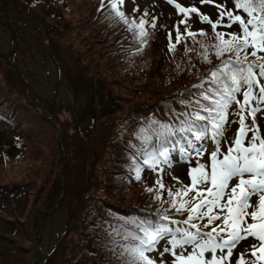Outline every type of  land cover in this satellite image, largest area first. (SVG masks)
<instances>
[{
    "label": "snow or ice",
    "instance_id": "obj_1",
    "mask_svg": "<svg viewBox=\"0 0 264 264\" xmlns=\"http://www.w3.org/2000/svg\"><path fill=\"white\" fill-rule=\"evenodd\" d=\"M166 2L182 17L167 33L169 51L173 30L176 43L182 35H206L190 30L195 14L214 31L211 49L200 45L203 59L211 63L214 55L219 63L191 86L196 93L187 90L193 100H179L185 111L173 109L168 122L153 120L137 134L142 143L133 145L129 164L134 180L151 172L146 191L167 207L157 219L134 222L122 236L121 257L125 264H264V0H234L231 8L227 0H201L217 9L215 20L195 6ZM123 3L101 0L99 7L115 12L143 45L158 17L145 11L130 21ZM173 168L178 175L167 171ZM248 237L259 244L246 247Z\"/></svg>",
    "mask_w": 264,
    "mask_h": 264
},
{
    "label": "rangeland",
    "instance_id": "obj_2",
    "mask_svg": "<svg viewBox=\"0 0 264 264\" xmlns=\"http://www.w3.org/2000/svg\"><path fill=\"white\" fill-rule=\"evenodd\" d=\"M47 1L55 3L54 0ZM184 2L196 4V0ZM227 2L231 8L234 0ZM41 4L35 0H0V15L11 22L19 35V40L15 39V30L0 19V106L14 114L19 113L18 118L16 116V129L0 121V264H32L37 253L47 256L55 246L61 247L68 227L75 231V223L81 220L78 211L88 212L84 205L91 193L85 189L89 185H101L97 165L99 159L93 157L99 145L90 147L88 144L89 139L95 135L91 129L94 94L117 99V94H121L134 101L142 98L135 102V107L145 104L139 113L144 115L151 109V105L160 104L166 96L174 95L183 84L180 82V70L176 66L184 53H179L175 63L162 69L163 77L160 79L153 77L152 69L145 64L148 59L168 56L164 38H167L169 44L167 33L170 26L182 18L165 0L124 1L125 11L138 19L145 11L156 15V24L161 30L158 37L153 35L156 41L145 53L131 56L140 63L125 66L120 72L107 41L115 40L114 43L118 45L123 42L118 40L117 34L110 37L112 31L122 32L121 23L98 28L95 26L92 32L87 28L91 20L87 17L88 11L79 0H64V6L55 10L57 16L46 19L41 16V10L47 7ZM136 7H139V12L134 11ZM51 24L54 26L55 41L49 37ZM148 27L149 32L152 27ZM183 27L181 24L180 28ZM89 36L92 39L86 47L84 42ZM172 37H176L173 31ZM212 41V37H199L192 39L191 44L201 45ZM5 57L13 67L17 66L30 84L34 99L59 123L58 134L69 133L67 143L62 142V154H59L57 148L58 135L47 126L41 127L42 124L26 112L23 104L28 95L26 87L15 76L14 70L7 66ZM156 60L162 63V59ZM136 70L142 72L127 85L123 79L124 74ZM143 82L148 83L146 90L138 86ZM155 83L162 84L164 91L155 89ZM106 102L100 101L101 110L106 107ZM34 113L36 115L37 112ZM76 118L81 129L86 131L85 134H72L69 126ZM178 174L174 172V175ZM60 179L67 189L66 198L53 214L40 216L38 223L42 228V239L34 246L39 234L34 216L38 210L50 209L54 200L61 197L63 190ZM102 182L105 187V180ZM84 192L86 198H83ZM137 196L134 195L135 198ZM132 203L135 201H128L129 205ZM107 214L105 211L104 215ZM88 220L81 222L82 229L89 226ZM100 222H97L98 225L103 224L104 227L110 225L109 221L106 224ZM98 233L99 230L95 228L94 233L88 235L89 240H92L89 245L91 250L95 249ZM80 236L82 238L79 231ZM79 237L75 234V239ZM114 240L109 245L111 251L116 249ZM100 245L97 244V248ZM71 257L72 254L65 258L61 250L60 253L48 254L46 261L50 264H72Z\"/></svg>",
    "mask_w": 264,
    "mask_h": 264
},
{
    "label": "trees",
    "instance_id": "obj_3",
    "mask_svg": "<svg viewBox=\"0 0 264 264\" xmlns=\"http://www.w3.org/2000/svg\"><path fill=\"white\" fill-rule=\"evenodd\" d=\"M79 2L82 6H84L85 10L88 11L87 17L91 20L88 23L87 28L92 32L94 31L95 26L98 28L103 25H114L111 20L108 21L107 14L104 11H101L99 7L100 4L97 2V0H79ZM59 6H64V0H61L56 4V7L59 8ZM65 9L67 8L65 7ZM51 13L52 14H48L47 9L41 10V16L43 17V19H46L48 17L55 18L57 16V13H55L54 11H52ZM84 25L86 27V24ZM114 34H117L118 40H123V42H120L119 45L114 43L115 40L112 39L107 42L111 47V55L114 62L116 63L118 71L120 72L123 70L126 60H128V55L130 53L129 43L131 41V36L128 37L124 31L120 33L112 31L110 37ZM49 37L52 41H55V31L52 24ZM91 39L92 36H89L85 40L84 43L86 47L90 44ZM196 55L198 56L197 59ZM211 58L215 60L214 56H211ZM180 60L184 70V72H180L181 83H185L189 80V77L187 76L189 70H196L199 68L201 71H203L205 69L204 65L200 62V55L192 51L187 53L185 52L181 56ZM141 62L143 63L144 60H141ZM132 63L133 62L127 63V66ZM145 64L152 69L153 72L151 73V75H153V77H159L158 79L163 77L161 73L162 63L160 64V62L156 60V58H154L153 60H146ZM155 65L157 66L153 70V67ZM134 73L135 72L131 74H124L123 79L125 80V83L127 85L132 83L136 78L137 75H135L134 77ZM147 84L148 83L143 82L141 84H138V86H141L146 90ZM153 87L155 89H162L164 91V87L162 84L159 85L155 83ZM181 91L184 92L185 96H189L184 86L182 87ZM194 91V93H196L195 89ZM117 95L119 99L103 98V96H99L98 94L94 95L93 97L95 106L92 113L93 117L91 120V129L92 131H95V135L94 137H91L89 139L88 144L90 147L94 144L99 145V147L95 149L93 157L99 159L97 165H99L98 172L101 177V185H99L98 187L89 185L85 189V191L91 193V196L87 197L86 203L84 205V208L88 209V212L85 213L83 210H79L78 216H81V220H77V222L75 223V231L68 227L65 232V237L60 248L65 258H68L72 254V264H76L77 261L78 264H83L84 262H86L85 264H100V262H96V260L99 259L102 261V263L111 264L113 262L112 258L118 259L120 264H125L124 259L121 257L122 245L120 246V243L124 242L122 240L123 234L127 231L135 230L136 223L134 222H139L142 220H152V218H156L157 212H163V208L166 207L165 205L161 206L159 202H150L151 199L148 200L147 197L143 196V193L141 191L135 190L132 178L134 176V172L129 167V164L131 163V153L136 151V148L133 147V145L140 146L141 144V141L138 139L137 134L140 133V127L143 121L142 115L139 113H141V110L145 108V104L139 107H135V102L137 100H142V98L134 101L133 98L126 99L121 94V96L119 94ZM193 99L194 97L191 96L189 100ZM101 100L107 101L106 107L102 110L100 108ZM23 104L25 106L26 112L33 118H35L40 124H42L40 125L41 127L47 126L53 133L58 135L57 128L60 125L53 117L48 116V119L46 118V116L43 117L42 115H40L39 112H37L35 115L33 110L34 107H32L27 102V95L26 98H24ZM79 124L80 123L78 121V118H76V120L71 123L69 127L73 131L72 134H74L75 132H81L83 134L86 133V131L81 129ZM60 137V142H63V144H66L68 139H70L68 132L61 134ZM57 148L59 154H61V150L59 149V142H57ZM2 154L4 155L5 153ZM104 180L106 182V188L104 187L102 182ZM135 194H138L137 198L134 197ZM153 197L155 198V194H153ZM83 198H86L85 192L83 193ZM57 200L58 199L54 200V203L50 207V209L45 211L38 210L37 213L39 215H42L43 212L52 211L54 205L55 208H57L58 206H60V202ZM129 200H134L135 203L129 205ZM118 202H122L123 204H125L124 206H127L129 210L120 207L123 205H118ZM160 207L162 209H160ZM105 211L108 213L107 215H104ZM114 212L123 215H126L129 212V220L126 225H124L125 227H128L126 230L120 229V232L115 233L116 227H110L113 224L118 225L120 223V221H116V218L113 215ZM34 218L35 220H37L36 215L34 216ZM85 219H89V226L82 229L81 222L84 223ZM105 220L109 221L111 225L107 227H104L103 224L98 225L97 222L99 221H104V223L106 224ZM95 228L99 230L95 242H97V240L99 239L98 236H100V242L102 243V245L97 248L96 244L95 255L94 257L91 256L92 259H90L86 258L85 255H80V252L78 251V245L80 244L77 242V239H75V234L76 237H79L80 231V235L84 236L88 232L93 233ZM115 236L118 238L113 241L116 249L111 251L109 245ZM41 264L50 263L47 260L46 262ZM55 264L61 263L57 262Z\"/></svg>",
    "mask_w": 264,
    "mask_h": 264
}]
</instances>
